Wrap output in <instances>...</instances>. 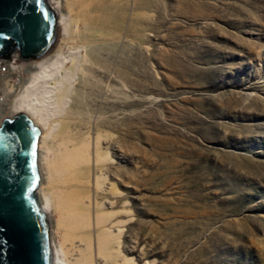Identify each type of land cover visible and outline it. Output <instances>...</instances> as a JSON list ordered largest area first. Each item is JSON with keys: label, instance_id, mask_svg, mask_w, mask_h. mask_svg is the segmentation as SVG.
I'll return each instance as SVG.
<instances>
[{"label": "rangeland", "instance_id": "rangeland-1", "mask_svg": "<svg viewBox=\"0 0 264 264\" xmlns=\"http://www.w3.org/2000/svg\"><path fill=\"white\" fill-rule=\"evenodd\" d=\"M46 3L73 75L44 129L100 130L106 188L103 225L67 238L50 213L51 245L84 264H264V0Z\"/></svg>", "mask_w": 264, "mask_h": 264}, {"label": "bare ground", "instance_id": "bare-ground-1", "mask_svg": "<svg viewBox=\"0 0 264 264\" xmlns=\"http://www.w3.org/2000/svg\"><path fill=\"white\" fill-rule=\"evenodd\" d=\"M68 1L87 8L95 3V0ZM49 6L55 14L56 11ZM58 26L60 23L57 22ZM49 51L17 67L10 68L5 63L6 71L0 74V122L7 115H25L40 130L36 159L40 187L35 194L48 218L49 233V214L53 213L58 216L60 225L66 228L67 238L84 239L93 233V227L99 228L105 221L98 197L101 189L106 192L98 170L102 157L99 147L103 137L97 128L91 130L87 137L77 130V126L65 123L62 126L64 132L57 136L58 142L49 141L52 134L44 129L47 127L45 109H60L68 105L73 75L68 67L70 61L59 53ZM8 71L11 75H7ZM56 145L57 150L50 158L51 146ZM51 251L52 264H84L82 260H66L62 247L59 249L51 245Z\"/></svg>", "mask_w": 264, "mask_h": 264}, {"label": "water", "instance_id": "water-1", "mask_svg": "<svg viewBox=\"0 0 264 264\" xmlns=\"http://www.w3.org/2000/svg\"><path fill=\"white\" fill-rule=\"evenodd\" d=\"M44 0H0V58H39L56 39ZM40 130L25 115L0 127V264H52L49 222L37 200Z\"/></svg>", "mask_w": 264, "mask_h": 264}, {"label": "built area", "instance_id": "built-area-1", "mask_svg": "<svg viewBox=\"0 0 264 264\" xmlns=\"http://www.w3.org/2000/svg\"><path fill=\"white\" fill-rule=\"evenodd\" d=\"M6 71L5 62H0V74H4Z\"/></svg>", "mask_w": 264, "mask_h": 264}]
</instances>
